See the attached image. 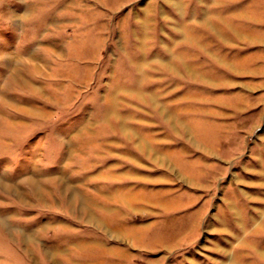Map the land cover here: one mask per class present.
<instances>
[{"label":"rangeland","instance_id":"rangeland-1","mask_svg":"<svg viewBox=\"0 0 264 264\" xmlns=\"http://www.w3.org/2000/svg\"><path fill=\"white\" fill-rule=\"evenodd\" d=\"M0 264H264V0H0Z\"/></svg>","mask_w":264,"mask_h":264},{"label":"bare ground","instance_id":"bare-ground-1","mask_svg":"<svg viewBox=\"0 0 264 264\" xmlns=\"http://www.w3.org/2000/svg\"><path fill=\"white\" fill-rule=\"evenodd\" d=\"M32 88H34V87H32ZM126 128H128V127H126L125 125H122V129H126ZM119 197H121L120 199H130V197L129 196H127V195H125V196H122V195H120ZM85 198H83V200H84ZM81 200V199H80ZM124 200V201H125Z\"/></svg>","mask_w":264,"mask_h":264}]
</instances>
